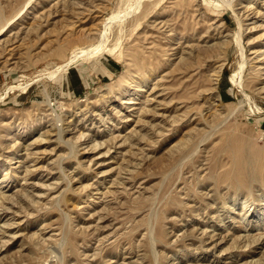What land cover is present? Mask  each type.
I'll list each match as a JSON object with an SVG mask.
<instances>
[{
    "label": "rangeland",
    "instance_id": "374dc122",
    "mask_svg": "<svg viewBox=\"0 0 264 264\" xmlns=\"http://www.w3.org/2000/svg\"><path fill=\"white\" fill-rule=\"evenodd\" d=\"M0 15V264H264V0Z\"/></svg>",
    "mask_w": 264,
    "mask_h": 264
},
{
    "label": "bare ground",
    "instance_id": "6f19581e",
    "mask_svg": "<svg viewBox=\"0 0 264 264\" xmlns=\"http://www.w3.org/2000/svg\"><path fill=\"white\" fill-rule=\"evenodd\" d=\"M31 1H33V0H31ZM26 8V7H25ZM24 8V9H25ZM26 11H28V10H26ZM24 12V11H23ZM1 16V15H0ZM4 16V15H3ZM4 19V18H3ZM9 19V18H8ZM239 20H241V18L239 19ZM4 21V20H3ZM5 22V21H4ZM11 22V21H10ZM9 23V22H8ZM7 23V24H8ZM0 24H2V23H0ZM3 30V29H2ZM1 31V30H0ZM228 43V42H227ZM231 44V43H230ZM227 45V44H226ZM239 45H240V43H239ZM243 50H244V48H243ZM258 53V51H255L254 53H252V54H257ZM259 56H262L263 58L261 59V61H258L259 62V69H258V71L256 72V76H261V75H264V73H263V71H264V51H262L261 53H260V55ZM221 66V65H220ZM222 66H224V65H222ZM258 67V66H257ZM219 68H221V67H219ZM253 70H255V68L253 69ZM260 70V71H259ZM220 72H221V69L218 71V72H216V74H214L216 77H219L220 76ZM263 73V74H262ZM140 75V74H139ZM146 75V74H145ZM134 77V76H133ZM137 78V77H136ZM154 78V77H153ZM150 80V76H145V77H143V78H140V79H137V80H133V81H131V83H128V85L126 86V88H125V90H127V91H129V92H132V91H134L135 92V94H137V93H142V92H144V88H146V87H148L149 85H148V81ZM262 91H264V89H262ZM122 102V101H121ZM122 104H132V101H124V103H122ZM52 115V114H51ZM55 117H57L56 115H55ZM59 117V116H58ZM57 117V118H58ZM55 119V120H57V121H59L58 119ZM54 120V121H55ZM62 121V120H61ZM57 124H58V122H57ZM59 125V124H58ZM57 125V126H58ZM54 126H56V125H54ZM64 131V130H63ZM60 133V132H59ZM83 136V135H82ZM81 136V137H82ZM84 137V136H83ZM61 139V138H60ZM200 142H202V141H200ZM97 146V145H96ZM8 175V174H7ZM246 201V200H245ZM250 201V200H249ZM9 204V203H8ZM247 205V204H246ZM244 206V205H243ZM246 207V206H245ZM3 208V207H2ZM9 209V208H8ZM3 211V210H2ZM6 224V223H5ZM9 224V223H8ZM10 226H11V223L9 224ZM152 227V226H151ZM152 230V229H151ZM150 230V231H151ZM152 233V232H151ZM150 235V234H149ZM151 238V237H150ZM152 244V243H151ZM153 244H154V242H153ZM60 245V244H59ZM154 246V245H153ZM59 247V246H58ZM153 248V247H152ZM59 249V248H58ZM57 249V250H58Z\"/></svg>",
    "mask_w": 264,
    "mask_h": 264
}]
</instances>
